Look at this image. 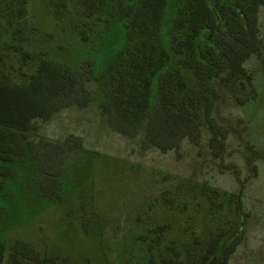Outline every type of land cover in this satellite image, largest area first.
I'll list each match as a JSON object with an SVG mask.
<instances>
[{"label":"trees","instance_id":"trees-1","mask_svg":"<svg viewBox=\"0 0 264 264\" xmlns=\"http://www.w3.org/2000/svg\"><path fill=\"white\" fill-rule=\"evenodd\" d=\"M27 4L0 0V264H92L89 254L79 257L72 248L47 251L39 233L11 237L23 228L8 227L7 221L11 189L20 187L24 174L25 197L42 204L38 219L88 180L87 173L74 182L65 167L67 152H85L81 136L52 141L40 133L41 124L64 109L94 104L111 130L143 151H178L186 141L199 145L208 130L211 154L220 157L233 128L220 123L214 110L222 87L248 74L245 63L262 53L264 0H47L49 17L78 12L90 29L89 19L97 20L93 40L86 30L79 32L80 45L91 46L78 51L79 64L63 62V49L70 47H61L56 59L47 47L30 44ZM15 58L17 68L11 65ZM74 160L69 165L76 173L81 164ZM202 192L210 202L212 228L204 235L188 229L195 248L184 259L173 246L171 258H156L160 227L139 233V255L130 248L121 264H230L244 237L245 214L232 223L230 213L240 211L239 202L212 187ZM87 206L83 200L78 212L70 209L62 219L84 218L88 235ZM99 238L95 257L103 250ZM104 263L110 264L103 259L96 264Z\"/></svg>","mask_w":264,"mask_h":264},{"label":"rangeland","instance_id":"rangeland-1","mask_svg":"<svg viewBox=\"0 0 264 264\" xmlns=\"http://www.w3.org/2000/svg\"><path fill=\"white\" fill-rule=\"evenodd\" d=\"M47 5V0H28L27 28L33 30V34L29 33L30 44L38 50L47 47L56 59L54 53L61 47H70L72 51L63 49L66 52L63 62L79 64L82 59L78 51L91 50V46L80 45L79 32L86 30L93 40L99 30L94 23L97 20L89 19L90 29L78 12L54 19L48 15ZM259 24L262 53L245 63L248 74L222 87V97L214 110L220 123L233 128L220 157L211 154L208 130L203 131L199 145L186 141L178 151H143L135 141L111 130L100 119L94 104L64 109L42 123L40 133L52 141H63L68 134L81 136L85 152H67L65 167L67 173L73 174L68 176L74 182L85 180L87 173L88 180L71 191L67 201L56 204L38 219L42 204L25 197L24 174L20 187L11 189L7 221L8 227L23 228L14 231L11 237L31 239L39 233L47 251L72 248L79 257L89 254L86 257L94 264L101 259L121 264L122 253H128L130 248L139 255L141 243L135 239L139 233L163 227L157 230L156 258L159 260L161 255L171 258L174 251L169 246L180 251L183 258L192 248L188 229L204 235L212 228L210 202L202 192L206 186L239 202L240 211L230 213L232 223L240 219L242 212L246 217L244 237L231 255L230 264H264V6ZM46 38L51 39L46 42ZM11 65L18 67L16 58ZM74 159L81 164L76 165V173L69 165ZM83 200L88 205L85 215L92 224L88 235L82 230L84 218L71 222L62 219L70 209L78 212ZM65 223L74 226L66 228L70 225ZM98 234L103 250L101 253L99 249L100 256L95 257L91 253L97 252Z\"/></svg>","mask_w":264,"mask_h":264}]
</instances>
